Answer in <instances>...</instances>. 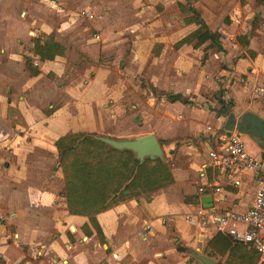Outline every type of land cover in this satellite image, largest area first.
<instances>
[{
	"label": "crops",
	"instance_id": "obj_1",
	"mask_svg": "<svg viewBox=\"0 0 264 264\" xmlns=\"http://www.w3.org/2000/svg\"><path fill=\"white\" fill-rule=\"evenodd\" d=\"M19 1L16 0L17 6ZM229 1L211 0L217 6L213 17H205L203 11H199V1H194L192 7L211 24ZM9 2L0 0V174L6 173L11 184L0 187V210L12 212L1 225L5 234L0 242L6 240L8 227L11 236L7 244L1 246L3 264H205L194 252L215 264H230L231 250L221 252L223 249L214 239L217 235L214 227L202 226L196 219H185V215L195 214L203 202L199 188L214 183L219 188L213 198L214 210L246 211L253 203L260 174L237 167L216 166L209 152L217 149L220 136L229 132L226 124L231 113L237 122L242 121L247 112L264 118V0L257 11L262 17V26L254 30L250 25L244 30L238 28L240 22L248 20V14L244 13L251 0L245 4L239 0L235 11L227 13L231 19L229 24L224 23L226 15L220 16L223 49L216 48L205 59L207 44L175 46L197 28L195 23H186L184 16V27L177 33L174 26L182 0H130L129 5L138 17L136 23L129 26L131 34L139 35L135 38L136 47L149 48L152 58L163 61L162 66L166 68L157 79L149 80L153 95L157 92L158 98L167 101L178 118L181 115L186 124L181 125L188 130L197 121L201 126L212 123L216 127L214 135L219 133L214 144L200 141L207 145L203 153L193 141L178 138L185 134L177 136L174 129L161 134L160 139H164L170 156L177 148L180 149L178 157L184 154L185 167H171L173 179L153 194L137 197L136 191L124 190L123 198L118 195L112 206L96 214L102 236L94 228L93 234H85L83 225L89 218L70 212L66 177L56 146L60 137L73 132H99L104 126L100 104L91 102L86 108L80 107L81 102L72 97L77 92L71 88L73 84L60 80L58 58L45 60L51 61L49 68L56 75L49 76L50 71L43 70L46 62L35 54V40L27 37L25 28L15 24L19 19L16 13L19 6L10 8ZM237 9L244 12L240 17L235 15ZM154 45L160 47L157 52H153ZM188 51L194 57L184 61ZM31 56L35 64L31 66L33 72L27 68ZM217 59L223 63L215 61ZM241 75H248V82L242 84ZM221 87L227 89L226 95L214 96ZM204 89L213 90L210 95L213 96L210 103L215 107L213 113H204L208 117L189 113L190 106L207 112L204 108L210 99L201 94ZM175 94H181L190 103L168 98ZM71 100L79 108L74 112L70 111ZM217 103L222 109L216 107ZM140 112L142 109L136 114ZM216 112L220 113L219 117ZM242 112L238 118V113ZM113 116L118 117V114ZM256 138L252 140L257 152L254 154L264 160V149ZM163 161L170 163L166 156ZM187 195L193 198L188 199ZM242 195L246 197L241 198ZM228 237L234 246L237 241ZM30 244L42 246L26 251L25 246ZM178 247L187 250L181 251Z\"/></svg>",
	"mask_w": 264,
	"mask_h": 264
},
{
	"label": "rangeland",
	"instance_id": "obj_2",
	"mask_svg": "<svg viewBox=\"0 0 264 264\" xmlns=\"http://www.w3.org/2000/svg\"><path fill=\"white\" fill-rule=\"evenodd\" d=\"M182 1L180 3L182 6L180 12L177 13V24L174 26L177 29V33L184 27L182 20L184 16H191L190 7L193 6L194 1H199V11H203L204 16L210 15L213 17L216 11L215 7H217L211 0ZM19 2V7L16 0H10L9 5L10 8H19L16 11L19 19H17L15 24L18 27L25 28L24 31L28 38L35 40V38L43 36L42 41L54 40L65 47L64 55L56 58L60 61L58 63L60 73H62L60 80L73 84L71 88L77 91L76 95L69 94L81 102V108L88 107L91 102H99L103 113L104 126L99 132H96L97 135L126 139L155 133L164 147L165 141L162 138L160 139L161 134L163 135L174 129L177 136L185 134L178 138L193 141L202 153L205 152L207 145L201 143V140L211 144L215 143L219 132L217 131L216 135H214L216 127L212 123L201 126L196 121L192 123L188 130V128L181 125L183 122L181 115L178 118V114L173 112L168 102L157 97V92H155L156 96L153 95L149 80L151 78L157 79L162 72L166 71V68L162 66L163 61L158 62L152 58L153 53L152 51L150 52L149 48L146 46L136 47L135 38H138L139 35L135 37V34H131L129 26L134 25L138 17L129 5L131 4L130 0H20ZM262 2L263 0H251L250 7L245 13L237 9L235 12L236 16L240 17L241 13L248 14V20L240 22L238 26L240 30L247 29L249 25L252 30L257 26H262V17L257 15L258 7ZM237 5H239V0H230L221 12L222 16L226 15L225 18L229 19V22H231V19L227 13L235 11L234 8ZM85 11H88L93 16L84 15ZM220 26H222V23ZM153 47V52H157L160 49L159 45H154ZM210 51L207 50V57L210 56V53L213 54L216 48H212ZM171 52L173 54V50ZM190 53L188 51L185 53L187 54L186 56L184 54V61L194 57ZM215 61L221 62L223 60L217 59ZM45 62L43 70L46 72L50 71L49 76L53 77V75H56L49 68L52 65L51 61ZM31 66L35 67L32 56L28 58L27 68L33 72ZM170 74H172V69H170ZM239 77L242 84L248 82V75ZM215 78L219 83L223 84L220 78ZM212 93L213 90H205L204 93H201L203 96L207 95L210 99L209 105L204 108L207 112H203V108L190 106L188 109L191 112L189 113L194 115L198 113L203 115H205L204 113H213V108L215 107L210 103L213 97L210 96ZM226 93L227 89L221 87L213 95L221 97L226 95ZM260 101L258 100L257 102ZM249 102L252 103L253 101ZM229 103L232 106L236 105L234 101ZM216 107L222 109L219 103L216 104ZM78 109L71 100L70 111L74 112V110ZM140 109H142V112L137 115L136 111ZM114 114H118V117L113 116ZM242 114L243 112L238 113L237 117L241 118ZM216 115L219 117L220 113L216 112ZM172 118L174 120H171ZM167 119H169L168 122ZM221 128H224L223 124ZM242 136L244 139L249 137L246 139L247 145L253 153H257L255 145L252 143L254 138L249 135ZM256 139L259 140L260 138L257 137ZM179 152L180 149L177 148L175 154L170 156V151L165 148V156L166 159H169L171 167L176 165L181 168L185 167L186 157L184 154L178 157L177 154ZM133 170L134 167H132L130 174ZM186 176L189 178L188 175ZM4 185H11L6 173L0 174V187ZM154 190L136 191L134 193L137 197H143L158 191ZM123 194H120V198L124 197ZM245 197L246 195L241 196V198ZM187 198L192 199L193 195H187ZM11 214L12 212L0 210V238L5 234L1 225L6 223L7 217L11 216ZM188 216L189 213H186L185 219H188ZM7 230L6 240L0 242V251L1 246H5L7 239H10L8 237L10 236L9 227ZM11 246L14 247L12 244ZM41 246V244H30L25 247L26 251H29L41 248ZM260 261L261 259H258L256 264H264ZM3 263V260H0V264Z\"/></svg>",
	"mask_w": 264,
	"mask_h": 264
},
{
	"label": "trees",
	"instance_id": "obj_3",
	"mask_svg": "<svg viewBox=\"0 0 264 264\" xmlns=\"http://www.w3.org/2000/svg\"><path fill=\"white\" fill-rule=\"evenodd\" d=\"M242 4L246 0H240ZM191 16L185 18L186 23H195L197 28L186 35L178 43L179 48L185 44L196 47L206 45L207 50L217 48L222 50V34L219 31L220 16L208 24L199 11L190 7ZM228 24L229 19L225 18ZM42 37L35 38L34 52L42 60H54L64 55L65 47L54 40L42 41ZM242 41V39H241ZM246 45L247 42L243 40ZM171 101H181L189 104L190 101L181 94L169 95ZM59 151L60 166L66 177V197L69 210L72 214L85 215L89 222L83 225L85 234H93V228L102 236L101 227L96 214L106 210L115 202V198L124 190L148 191L165 185L173 179L170 163L161 159L146 158L141 162L131 150H118L97 138V134L83 131L73 132L62 136L56 143ZM132 167H134L133 172ZM226 253L230 264H256L259 254L249 249L245 244L235 242L228 235L217 233L214 238ZM179 250H187L178 247ZM193 254V253H192Z\"/></svg>",
	"mask_w": 264,
	"mask_h": 264
},
{
	"label": "built area",
	"instance_id": "obj_4",
	"mask_svg": "<svg viewBox=\"0 0 264 264\" xmlns=\"http://www.w3.org/2000/svg\"><path fill=\"white\" fill-rule=\"evenodd\" d=\"M83 14L93 16L88 11ZM209 155L216 166L237 167L260 174L254 200L246 211L214 210L213 206L207 208L200 202L196 213L188 218L196 219L202 226H213L217 233L227 234L235 241L245 244L249 249L258 252L264 263V160L248 149L242 135L237 131L223 133L218 148L211 150ZM218 191L215 183L199 188L202 198L207 195L214 198Z\"/></svg>",
	"mask_w": 264,
	"mask_h": 264
},
{
	"label": "water",
	"instance_id": "obj_5",
	"mask_svg": "<svg viewBox=\"0 0 264 264\" xmlns=\"http://www.w3.org/2000/svg\"><path fill=\"white\" fill-rule=\"evenodd\" d=\"M226 129L229 131L237 130L239 134L249 135L252 138L259 137V144L264 149V118L258 114L247 112L243 115L242 121L237 122L236 116L234 113H231L226 124ZM97 138L115 149L131 150L141 162H144L146 158L165 160V153L155 133L126 139H116L106 136H97ZM202 201L205 203V207H212L213 196H204ZM194 255L205 264H215L213 260L202 254L194 252Z\"/></svg>",
	"mask_w": 264,
	"mask_h": 264
}]
</instances>
